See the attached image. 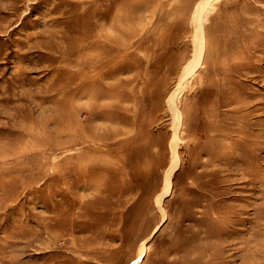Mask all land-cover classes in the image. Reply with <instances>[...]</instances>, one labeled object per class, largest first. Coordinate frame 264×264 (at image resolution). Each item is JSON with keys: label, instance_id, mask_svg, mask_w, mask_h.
<instances>
[{"label": "rangeland", "instance_id": "rangeland-1", "mask_svg": "<svg viewBox=\"0 0 264 264\" xmlns=\"http://www.w3.org/2000/svg\"><path fill=\"white\" fill-rule=\"evenodd\" d=\"M0 264H264V0H0Z\"/></svg>", "mask_w": 264, "mask_h": 264}]
</instances>
